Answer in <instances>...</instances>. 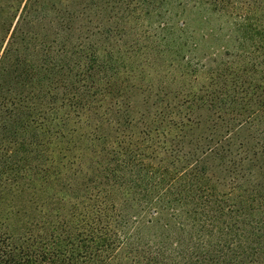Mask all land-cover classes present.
<instances>
[{
    "label": "rangeland",
    "instance_id": "obj_1",
    "mask_svg": "<svg viewBox=\"0 0 264 264\" xmlns=\"http://www.w3.org/2000/svg\"><path fill=\"white\" fill-rule=\"evenodd\" d=\"M139 6V0H0L8 12L21 7L5 66L18 58L30 73L52 74L34 91L49 92L54 104L46 98L33 105L26 133L19 131L21 139L38 136L35 147L51 172L35 201L44 212L58 200L80 204L65 188L102 183L97 173L125 154L119 193L110 191L129 247L176 264L179 252L218 240L238 252L250 233L264 230V56L224 57L234 50L233 32L197 0ZM182 31L184 41L175 37ZM223 62L248 77L238 90L240 98L250 91L246 103L209 105L216 87L204 66L222 70ZM90 66L93 81L86 77ZM78 89L91 98L82 102ZM3 191L0 223L18 234L32 220V196ZM232 226L234 239L227 233ZM130 258L120 251L121 264Z\"/></svg>",
    "mask_w": 264,
    "mask_h": 264
},
{
    "label": "trees",
    "instance_id": "obj_2",
    "mask_svg": "<svg viewBox=\"0 0 264 264\" xmlns=\"http://www.w3.org/2000/svg\"><path fill=\"white\" fill-rule=\"evenodd\" d=\"M139 1V7L146 8L158 0ZM197 1L210 6L212 14L224 20L233 32L234 50L224 54V57L241 62L251 57L255 60L259 55L264 56V0ZM20 9L21 7L13 12L0 9V189L10 193L29 194L32 196L31 205L35 208L31 222L18 234L10 226L0 223V264H121L120 251L131 257L127 264H176L159 252L129 247L125 236L121 234L126 221L117 212L110 188L119 193L120 186L116 182L122 178L117 175L120 173V164L125 165L127 162L125 154L121 157L120 154H115L109 164L113 167L108 166V169L97 173V178H101L102 183L92 182L94 186H85L83 191L65 188L72 199L84 204L82 207L78 202L68 206L58 200L44 212L36 203L34 197L51 181V172L43 166L46 161L43 152L35 147L40 145L38 136H32L28 140L21 139L19 131L26 133V121L31 117L33 105L46 98L50 104H54L56 99L49 92L38 94L34 91V86L50 81L51 73L41 70L39 75L30 73L18 58L14 59L12 67L5 66V60H9L12 51L10 44L15 40L13 26ZM175 37L183 41L186 39L183 38L184 31ZM227 62L221 64L222 70L204 66L216 87L209 105L218 103L225 107L226 103L231 102L233 105H241L250 99L249 90L243 91L244 98L238 95L240 78L248 77H242L241 70H232ZM255 67L256 64H252L251 71ZM88 69L90 72L86 77L88 81H93L96 74L92 71L94 66ZM259 75L264 81V70ZM12 80L23 90L15 89ZM229 83H232V90ZM27 88L31 90L26 92ZM76 92H81L78 95L82 102L87 97L91 98L92 92L88 90L78 89ZM207 101V97L202 98V102ZM126 114L127 112H120V117H125ZM30 123L35 124L36 121L30 120ZM122 177L125 181V176ZM218 214L221 215L220 212ZM213 217L216 215L210 218ZM236 230V226L228 228V238L234 239ZM246 240L248 244L246 241V247L238 246V252L224 240H218L208 247L200 245L198 252H179L182 259L179 264H264V230L250 233Z\"/></svg>",
    "mask_w": 264,
    "mask_h": 264
}]
</instances>
